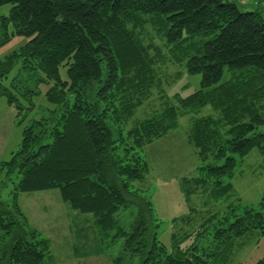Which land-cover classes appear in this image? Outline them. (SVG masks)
Listing matches in <instances>:
<instances>
[{"label": "trees", "instance_id": "trees-1", "mask_svg": "<svg viewBox=\"0 0 264 264\" xmlns=\"http://www.w3.org/2000/svg\"><path fill=\"white\" fill-rule=\"evenodd\" d=\"M4 4L11 8L0 18V37L11 22L13 33L28 40L0 60V98L18 109L20 98L29 100L44 86L53 107L24 126L18 149L1 164L6 178L15 173L19 180L10 200L0 198V264H51L50 239L29 223L18 200L22 192L50 189L71 209L92 215L100 243L109 247L123 238L124 253L112 257L114 264H224L237 239L252 231L264 238L263 194L254 205L237 202L223 218L210 215L194 231L209 245L182 247L172 235L168 248L150 196L132 186L149 169L141 150L176 129L181 116L205 107L214 114L195 117L187 133L202 163L192 181L204 188L212 183L219 200L233 191L225 180L240 159L254 148L264 159V131H256L264 124V18L258 11H241L228 0H0ZM148 24L169 60L200 81L176 104L139 120L136 110L161 88L157 64L165 60L140 37ZM209 156L223 163L203 164ZM132 206L137 211L125 229L116 213Z\"/></svg>", "mask_w": 264, "mask_h": 264}, {"label": "rangeland", "instance_id": "rangeland-1", "mask_svg": "<svg viewBox=\"0 0 264 264\" xmlns=\"http://www.w3.org/2000/svg\"><path fill=\"white\" fill-rule=\"evenodd\" d=\"M228 1L235 2L241 11L256 10L264 18V0ZM10 8V4L1 5L0 18L8 16ZM13 30L12 23L8 22L5 35L0 37V60L28 40V37L15 34ZM140 37L145 44L151 41L156 45L165 60L157 64L161 88L155 89L152 96L136 110L133 118L139 120L152 116L168 103L176 104L178 96H186L196 90L200 81L199 74L189 75L184 65L174 64L169 60L163 40L151 25L146 26ZM155 51L151 48V55ZM15 73L16 67L9 73L8 78ZM60 73L62 78H66L64 67H60ZM227 77L228 73L225 78ZM40 89L41 92L29 100L20 98L21 108L18 109L14 104H9L5 97L0 98V198L4 201L10 200L19 176L13 173L10 179L6 178L5 169L1 164L10 160L18 149L24 126L53 107L44 96L45 87L41 86ZM29 106L31 109L27 108ZM207 114H214L210 107L181 116L176 129L141 150L149 169L146 178L132 182V186L150 196L156 216L160 219V239L168 248L173 241L172 235L177 237L182 247H187L193 242L205 247L209 242L208 237H195L194 231L200 230L210 215L223 218L224 214L238 206L237 202L254 205L264 194V159L257 148L240 159L234 176L225 180L233 186L230 195L216 200L212 195V183L204 188L192 181L199 176L198 167L202 163L196 148L188 142L187 133L195 117ZM256 131H264V124L258 125ZM222 163L223 159H215L212 156L203 162ZM18 200L29 223L50 239L51 264H114L112 257L124 253L123 238H119L109 247L100 243L92 215L71 209L61 200L58 189L22 192ZM136 211L137 208L132 206L116 213L119 223L125 229L129 228ZM233 245L234 250L230 256L229 253L226 254L224 264H255L264 257V238L256 231L237 239ZM98 250L103 252L97 256ZM95 252L96 255L93 254Z\"/></svg>", "mask_w": 264, "mask_h": 264}, {"label": "crops", "instance_id": "crops-1", "mask_svg": "<svg viewBox=\"0 0 264 264\" xmlns=\"http://www.w3.org/2000/svg\"><path fill=\"white\" fill-rule=\"evenodd\" d=\"M98 254H97V256L98 255H101L102 253L101 252H97ZM94 255H96V252L95 253H93ZM89 256V255H88ZM83 257V256H82ZM63 264V263H62Z\"/></svg>", "mask_w": 264, "mask_h": 264}]
</instances>
